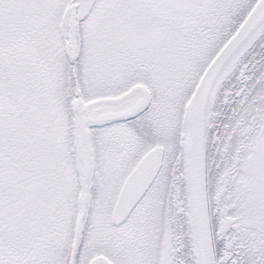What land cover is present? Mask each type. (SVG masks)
Wrapping results in <instances>:
<instances>
[{
  "label": "snow or ice",
  "instance_id": "1",
  "mask_svg": "<svg viewBox=\"0 0 264 264\" xmlns=\"http://www.w3.org/2000/svg\"><path fill=\"white\" fill-rule=\"evenodd\" d=\"M0 264H264V0H0Z\"/></svg>",
  "mask_w": 264,
  "mask_h": 264
}]
</instances>
